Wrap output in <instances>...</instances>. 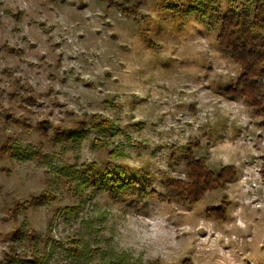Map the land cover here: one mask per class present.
Wrapping results in <instances>:
<instances>
[{
	"label": "rangeland",
	"instance_id": "1",
	"mask_svg": "<svg viewBox=\"0 0 264 264\" xmlns=\"http://www.w3.org/2000/svg\"><path fill=\"white\" fill-rule=\"evenodd\" d=\"M176 1L0 0V150L34 153L0 151V264L34 250L48 264H264L262 118L223 94L240 69L219 27ZM195 141L210 171L237 176L168 200ZM111 170L136 184L116 198ZM224 196L225 219L208 216Z\"/></svg>",
	"mask_w": 264,
	"mask_h": 264
},
{
	"label": "trees",
	"instance_id": "2",
	"mask_svg": "<svg viewBox=\"0 0 264 264\" xmlns=\"http://www.w3.org/2000/svg\"><path fill=\"white\" fill-rule=\"evenodd\" d=\"M167 10L178 13L180 11L176 0H166ZM226 3L228 10L221 13L220 3ZM125 14H133V9L122 6ZM189 13L196 14L212 27H219L217 42L221 51L229 57L240 69L234 84L223 90V94L231 99H241L248 107L253 109L264 124V0H193ZM100 117V116H96ZM102 126H110L109 120L101 121ZM43 128V127H42ZM45 136V132L41 131ZM198 141L182 149V160L186 170V180L168 179L166 185L172 194L168 200L176 202H196L213 190L224 189L228 183L235 180L237 171L234 166H224L217 173L210 171L205 165L204 158L195 156V149H200ZM20 148L2 147L0 151L10 153L13 156L23 158V153L33 156L34 153L23 151ZM22 154V155H21ZM111 190L116 198L120 192L135 185V181L127 179L118 170L109 172ZM152 194H155V191ZM161 200H165L158 194ZM55 197L46 194L40 200L52 201ZM229 201L223 197L220 204L207 210V215L224 220ZM24 227H27L25 224ZM24 230L19 229L16 235L21 236ZM31 233V235H30ZM33 232L25 234L28 240L33 239ZM15 235V236H16ZM72 254H78V250H71ZM188 264L185 262L184 264ZM18 264H48L45 256H40L37 250L26 256V259H18ZM107 264H129L124 259L110 260Z\"/></svg>",
	"mask_w": 264,
	"mask_h": 264
}]
</instances>
